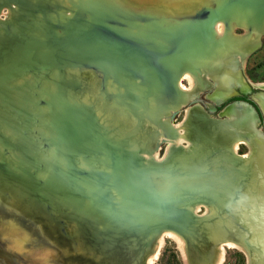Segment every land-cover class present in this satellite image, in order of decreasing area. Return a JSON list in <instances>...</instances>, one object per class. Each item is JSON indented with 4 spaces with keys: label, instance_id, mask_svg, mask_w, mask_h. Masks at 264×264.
I'll list each match as a JSON object with an SVG mask.
<instances>
[{
    "label": "bare ground",
    "instance_id": "bare-ground-1",
    "mask_svg": "<svg viewBox=\"0 0 264 264\" xmlns=\"http://www.w3.org/2000/svg\"><path fill=\"white\" fill-rule=\"evenodd\" d=\"M217 1L214 0V9L211 6L205 7L193 16L190 12L194 10L195 3L188 2L187 8L169 20L167 22L169 25H164L165 20L160 18L166 17L163 15L167 13H174L173 9L166 8L165 4H160L158 10L152 12L153 15L157 13V17L154 18L147 11L139 10L140 15L134 12L138 16L136 17L115 10V6L97 8L99 11H96L76 5L80 7V10H76L67 1L63 10L72 8L74 14L70 18H64L50 14L53 7L59 8L60 5L56 3L45 6L44 2L41 4L38 1L31 3L27 0H0V9L9 2L17 3L18 5H8V8L16 6L18 8L16 14L21 12L25 15L22 20L32 19L38 24L39 31L32 34L37 41L36 45L40 46L31 48L32 52H51V57L55 60L56 57L61 56V50L67 52L85 50L83 53H74V56L76 54L77 58L81 57L78 59L84 64L85 61H92L95 67L103 71L102 76L111 80L118 88L124 86L122 82L126 79V73L128 76L131 75L130 79L134 78L132 80L135 82L133 84L129 79L127 86L137 90L136 106L142 110V112L137 110L141 114L140 121L150 120L156 127L155 131H148L147 135L151 134V139L168 141L169 146L162 162H155L156 157L148 160L151 158L148 156L152 155L153 144L151 142L145 144L143 135L136 139L144 143L141 145L142 148H134L136 143L131 140L129 144L122 143L118 147L117 154H113L110 150L105 152L112 163V172L118 171L125 176L130 175L136 184L138 182L144 186L145 197L138 199L132 196L127 199L131 203L127 204V213L125 211L127 217L135 214L137 219H141L140 221L127 223L124 218L111 217L107 210L105 213L100 211L97 213L98 200L103 201L102 208L106 206V201L93 189L86 194H94L95 200L93 196H82L75 188L69 189L68 194L79 199L76 200L79 207H70L66 201L60 207L63 220L66 221L65 226L69 230L99 234V236L93 235L92 238L94 239L92 241L99 245L110 244L109 246L119 249L122 245H131L129 247L135 258L148 246L151 234L162 231L157 238L155 249L144 255L142 264L145 259L147 264H154L166 237L178 244L185 257L187 242L190 243L193 239L198 240L197 242L216 239L209 236L214 230H218L220 234V241L214 243L218 250V260L215 264L224 263L227 249L241 251L247 257L248 264L252 263V256L258 255V247L264 251V137L260 133L255 114L249 107L238 103L236 106L233 105L228 115L230 118L225 119L226 122H216L199 107L187 110L185 122L176 126V129L168 127L162 120L169 106L174 109L190 99L187 93H182L183 90L190 89L180 84L181 78H186L191 85L190 88L195 91L209 87V84L203 82L207 81L205 73L215 78L222 76L225 70L230 69L233 60L239 61L243 67L247 57L260 46V38L264 34L263 25H257V30L262 32L256 36L237 38L231 34L225 40L224 27L230 23L239 24L240 21L236 18H245V16L256 22L255 24L261 23V17L264 15V0H219L220 5ZM76 2L78 3L77 0ZM26 11L31 15H26ZM181 14L182 16L179 17L178 15ZM17 17L21 18V16ZM248 19H246L247 26H249ZM219 22L223 27L216 31ZM44 44L59 45L58 48L61 50H49V46ZM217 48L220 50L225 48L226 51L218 55ZM202 71L205 73L203 74ZM231 78L236 82L234 84L238 85L240 81L249 91H253L254 88L264 90V83L248 86L239 72L236 76L231 75ZM175 82L180 86V90ZM218 84L220 90L211 96L214 104H221L229 96L237 93L235 86L228 87L227 83H222L220 80ZM94 85L96 86L95 83ZM127 86L124 87L128 88ZM150 95L154 97L150 98ZM86 97L85 95L84 98ZM253 97L258 100L264 112V99L256 93ZM146 100L150 103L154 102L155 105H147ZM93 110L95 111L96 108L93 107ZM78 125L83 131L84 124L78 123ZM69 126L72 127L71 124H68ZM71 129L74 131L77 128ZM83 134L84 132L79 133L80 136L73 142H76L75 144L84 142L86 137ZM131 137L128 136V139ZM90 141L94 143L93 138ZM182 144H186L185 149L182 148ZM241 144L249 146L250 154L246 157L238 153ZM80 163L77 165L82 168L83 161ZM99 168L98 171L101 173L109 172L107 167ZM129 190L140 194L134 188ZM122 191L121 188L117 190L120 199L124 198L120 194ZM61 193L64 196L67 194V192ZM83 201L87 203L84 207L81 206ZM201 208H204L205 212L208 208L209 214L204 213L202 217H195L194 214L200 212ZM141 231L149 234L146 242L148 244H140L134 239V234ZM129 236L131 239L127 240ZM105 249L109 250V247ZM124 253L131 254L127 250ZM202 262L208 264L203 260Z\"/></svg>",
    "mask_w": 264,
    "mask_h": 264
},
{
    "label": "rangeland",
    "instance_id": "rangeland-1",
    "mask_svg": "<svg viewBox=\"0 0 264 264\" xmlns=\"http://www.w3.org/2000/svg\"><path fill=\"white\" fill-rule=\"evenodd\" d=\"M27 1L31 3L38 1L41 4L44 2L45 6L56 3L61 8L60 6L59 8L53 7L50 14L64 18H70L74 14L72 8L63 10L67 1L76 10H80V7L76 5L96 9V11H99L97 8L115 6V10L133 16H136V13L140 12L139 10L147 11L154 18L157 17V13L153 15L152 12L158 10L160 4H165V7L172 8L174 13H167V15H163L166 16L164 18L159 17L165 20L164 25H169L167 23L169 20L187 8L188 2L194 1L193 3H195L194 10L190 12L192 16L198 14L205 7L211 6L214 9V0H77L78 3L76 0ZM217 3L220 5L219 0ZM8 5L18 4L9 2L0 9L2 39L0 41V157L3 152H8L17 161L16 163L14 160L7 159L0 161V264H142L144 255L155 249L157 238L162 231L157 234L152 233L148 240L149 244L146 243L149 234L142 231L136 232L134 239L140 244L146 243L148 246L135 258V254L131 253V245H129L130 247L122 245L120 249L114 246L113 248L108 243V246L99 245L92 241L94 240L92 239L93 235L99 236V234L69 230L65 226L66 221L63 220L60 207L65 201L70 207H79L76 202L79 199L71 197L68 194L69 189L75 188L82 196H93V200H95L94 194H86L87 191L93 189L101 194L102 199L106 201V206L102 208L103 201L98 200L97 209L95 208L97 213H99L98 211L105 213L107 210L111 217L124 218L127 223L135 220L140 221L141 219H137L135 214L127 217V204L131 203L127 199L132 196H136L138 199L142 196L145 197L144 186L138 182L136 184L130 175L125 176L118 171L112 172V163L106 155V150L117 154L118 147L122 143L129 144L132 140L136 143L134 148H142L141 145L151 142L153 144L151 146L152 155L148 156L151 158L145 157L148 160L156 157L155 162H162L169 146L168 141L166 139H158L160 140L158 141L151 139V134L147 135L148 131L153 132L156 127L150 120L140 121L142 110L136 106L137 96L135 93L137 90L127 86L131 75L128 76L126 73V79L122 82V85L128 88L124 86L123 88L122 85V88H118L112 84L111 80L102 76L103 71L95 67L96 65L92 61H85L84 64L78 59L81 57L77 58L76 54L74 56V53H83L85 50L67 52L58 48L59 45L44 44L49 46V50H61V56L56 57L55 60L51 57V52H32L31 48L37 46L32 32L39 31L38 24L32 19L22 20L25 15L20 11L19 14H16L18 8L16 6L8 8ZM182 14L178 16L181 17ZM26 15L31 14L26 11ZM17 16H21V18L19 19ZM105 16L103 17L105 18ZM183 18L188 19L187 17ZM261 19V23L253 24L250 28L247 26L245 18H236L237 21H240L239 24L230 23L224 27V40L231 34L237 38L256 36L264 29V16ZM222 25L219 22L217 30H215L219 31L223 27ZM257 25H263L261 31L257 30ZM216 26L217 24L215 28ZM22 34L30 37L26 38ZM217 49L218 55L226 51L225 48H221L223 51L220 48ZM70 55L72 58H69ZM207 69L211 70L210 67ZM240 74L251 83L264 82V34L260 38V46L247 57ZM204 75H206L207 81L203 82L209 84V87L199 91L191 89L186 78L179 80L183 87L190 89L182 92L187 93L190 99L188 98L181 106H176L174 109L170 106L167 107L168 109L166 108L168 112L162 117V120L168 127L176 129V126L183 124L187 110L194 107H199L211 119H227L225 115H220L225 104H214L211 96L220 90L218 80L224 83L231 75L236 76V72L229 69L223 76L219 75L218 79L210 77L206 73ZM132 79L130 80L133 81ZM173 80L177 81L178 78ZM174 84L178 85L177 82ZM147 85L150 86L148 83ZM233 86L237 87L236 84ZM177 87L180 90V86ZM85 95L86 98H84ZM239 96L251 98L249 94H239ZM149 97L153 98L154 96L150 95ZM147 105L154 106L155 104L148 101ZM93 107L96 108L95 111ZM163 108L165 109V107ZM77 121L79 124H84L83 131ZM68 124H71L72 127L69 126V128ZM75 127L77 129L73 131L71 128ZM258 127L261 130L264 129V115ZM80 131L84 132L83 135L86 138H84V142L80 141L75 144L76 142L73 141L80 136ZM134 132L135 134H133ZM138 132L139 134H136ZM130 135L132 137L128 139ZM140 135H143L144 143L137 141ZM91 138L94 139V143L90 141ZM68 145L72 148H69ZM182 145V148L185 149L186 144ZM59 146L61 147L58 148ZM143 151L145 152V150ZM238 153L240 156L246 157L247 154H250L249 146L241 144ZM81 161H83V167L79 168L77 164ZM60 164L63 169L59 177ZM34 165H36V169L33 171ZM100 166L109 168V172L101 173L98 171ZM39 171L45 172L48 175L47 178L37 179L36 175ZM118 188L123 189L120 192L124 196L123 199H120L118 195ZM131 188L138 190L140 194L130 191ZM61 192H67V194L64 196ZM86 204L83 201V204L80 205L84 207ZM206 210L205 212V209L201 208L200 212L192 211L195 213V217H202L204 213L209 214L208 208ZM217 231L209 233L210 237L216 239L210 238L203 242L193 239L190 243L187 242L185 257L178 244L173 239L166 237L154 264H203L202 260L208 264H215L218 260V250L214 243L220 241V234ZM129 239H131L130 236L127 240ZM106 247H109V250L105 249ZM125 250L131 254L124 253ZM257 251L258 255L252 256L251 264H264V251L261 247H258ZM226 255L223 264H248L245 254L237 249H227ZM143 264H147L146 259Z\"/></svg>",
    "mask_w": 264,
    "mask_h": 264
},
{
    "label": "water",
    "instance_id": "water-1",
    "mask_svg": "<svg viewBox=\"0 0 264 264\" xmlns=\"http://www.w3.org/2000/svg\"><path fill=\"white\" fill-rule=\"evenodd\" d=\"M264 16V15H263ZM234 63V64H233ZM230 70H234V72H239V73H241L242 72V66H241V63L239 62V61H237V60H233L232 61V64H230ZM255 90H256V88H254ZM258 91L256 92V94H258L259 95V97L261 98V99H264V90L263 89H257ZM234 97H236V96H229V98H227L224 102H227L229 99H231V98H234ZM251 100L252 101H254L252 98H251ZM224 102H222V103H224ZM255 102V101H254ZM221 103V104H222ZM237 103H239V104H242V105H244V106H247V107H249L250 109H251V111L255 114V117H256V119H257V122H258V124H259V122H260V119H259V117H258V115H257V113H256V111L254 110V108L251 106V105H249V104H247V103H245V102H231V103H228L227 104V106H225L224 108H223V110L220 112V115H225V116H228V115H230V113H231V110H232V107H233V105L234 104H237ZM256 103V102H255ZM28 107V106H27ZM260 107V106H259ZM260 110H261V112H262V114L264 115V112H263V110H262V108L260 107ZM211 111H213V110H211ZM216 122H219V121H224V122H226V120H215ZM260 130V133H261V135L264 137V131L263 130H261V129H259ZM6 159L7 160H14V162L16 163V161H17V159L15 160L13 157H11V154H9L8 152H3L2 153V156L0 157V161H6ZM36 169V165H34V167H33V171ZM59 177H60V175H61V173H62V165L61 166H59ZM32 171V172H33ZM47 174H45V172H42V171H39V173H37V175H36V178L38 179V178H40V180H42V179H45V178H47Z\"/></svg>",
    "mask_w": 264,
    "mask_h": 264
},
{
    "label": "flooded vegetation",
    "instance_id": "flooded-vegetation-1",
    "mask_svg": "<svg viewBox=\"0 0 264 264\" xmlns=\"http://www.w3.org/2000/svg\"><path fill=\"white\" fill-rule=\"evenodd\" d=\"M228 71V69L227 70H225V72H224V74L226 73ZM242 75V74H241ZM223 76V75H222ZM243 76V75H242ZM245 81H246V84L248 85V86H252V84H257V83H251V82H249L248 80H246L245 79ZM225 83H227L228 84V86H230V87H233V85H234V81H233V79L230 77L229 79H227L226 81H225ZM262 83H264V82H262ZM240 88V89H239ZM254 91H249L248 90V88L247 87H245V86H243V84L240 82V81H238V85H237V88H236V94H233L234 96H236V97H234V98H231V99H229L227 102H224L223 104H225L224 105V107L225 106H227V104L228 103H231V102H245V103H247V104H249V105H251L253 108H254V110L256 111V113H257V115H258V117H259V119H260V121H262V116H263V114H262V112H261V110H260V104L258 103V100H256V98H254L253 97V95L258 91L257 89V91L255 92V89H253ZM239 94H249V95H251V98L256 102H254V101H252L251 100V98H248L247 97V99L249 100V101H251L254 105H252V104H250V103H248V102H246V101H242V100H238V99H235V98H238V97H242V96H239ZM238 104V103H237ZM237 104H234V106H236ZM260 106V107H259ZM227 117V119L228 118H230V117H228V116H226ZM264 130V129H263Z\"/></svg>",
    "mask_w": 264,
    "mask_h": 264
},
{
    "label": "trees",
    "instance_id": "trees-1",
    "mask_svg": "<svg viewBox=\"0 0 264 264\" xmlns=\"http://www.w3.org/2000/svg\"><path fill=\"white\" fill-rule=\"evenodd\" d=\"M235 99L242 100V101H246V102H248V103L254 105L251 101H249V100L247 99L246 96L238 97V98H235ZM167 264H169V263H167ZM177 264H178V263H177Z\"/></svg>",
    "mask_w": 264,
    "mask_h": 264
},
{
    "label": "crops",
    "instance_id": "crops-1",
    "mask_svg": "<svg viewBox=\"0 0 264 264\" xmlns=\"http://www.w3.org/2000/svg\"><path fill=\"white\" fill-rule=\"evenodd\" d=\"M246 19H248V17L245 16ZM249 23V26H252L253 24H255L256 22H253L251 19L247 20Z\"/></svg>",
    "mask_w": 264,
    "mask_h": 264
}]
</instances>
